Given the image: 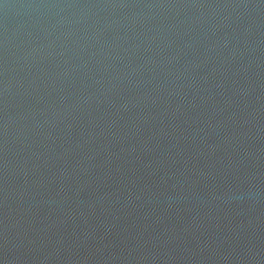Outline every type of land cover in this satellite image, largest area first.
I'll list each match as a JSON object with an SVG mask.
<instances>
[{"label": "water", "instance_id": "1", "mask_svg": "<svg viewBox=\"0 0 264 264\" xmlns=\"http://www.w3.org/2000/svg\"><path fill=\"white\" fill-rule=\"evenodd\" d=\"M0 264H264V0H0Z\"/></svg>", "mask_w": 264, "mask_h": 264}]
</instances>
